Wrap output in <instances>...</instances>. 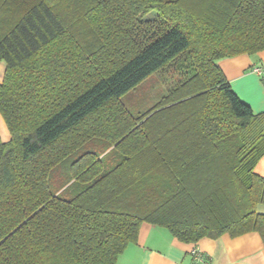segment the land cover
Listing matches in <instances>:
<instances>
[{
	"label": "trees",
	"instance_id": "1",
	"mask_svg": "<svg viewBox=\"0 0 264 264\" xmlns=\"http://www.w3.org/2000/svg\"><path fill=\"white\" fill-rule=\"evenodd\" d=\"M85 1L0 0V264H117L144 224L264 243V112L219 66L264 51V0ZM168 68L149 109L123 102Z\"/></svg>",
	"mask_w": 264,
	"mask_h": 264
},
{
	"label": "crops",
	"instance_id": "2",
	"mask_svg": "<svg viewBox=\"0 0 264 264\" xmlns=\"http://www.w3.org/2000/svg\"><path fill=\"white\" fill-rule=\"evenodd\" d=\"M219 66L240 99L255 113L264 112V51L222 59ZM5 71L6 65L0 61V85ZM2 118L0 136L7 143L11 134ZM256 173L264 177V157L258 163ZM258 211L264 214V206H259ZM196 246L207 255L211 264H264V243L257 233L237 238L226 234L193 244L179 241L167 228L149 224L142 226L138 241L130 244L117 264H193L191 251Z\"/></svg>",
	"mask_w": 264,
	"mask_h": 264
},
{
	"label": "rangeland",
	"instance_id": "3",
	"mask_svg": "<svg viewBox=\"0 0 264 264\" xmlns=\"http://www.w3.org/2000/svg\"><path fill=\"white\" fill-rule=\"evenodd\" d=\"M89 1L90 0L85 1V4H87V2ZM107 1L108 0H91V3L93 2L94 4L96 3L106 4ZM61 6L62 9L64 10L62 14L66 18L69 36L75 37L77 35V37L79 36L82 39H88L90 36L89 35L90 26L89 27L83 26L81 23V16L76 15L78 14L77 11L80 8L79 3L76 1L75 4H68V6H66L65 3H62ZM65 8H68L69 10V12L68 10H66V12L69 13L68 15L65 12ZM155 16L156 13L151 12L147 16L146 15L143 16V19L151 20L155 18ZM172 72H173L172 69L168 68L164 72L148 78L136 90L127 94L123 98V102L134 112H141V111H145L146 109H149L153 105L157 97L162 93L166 92L167 87L169 85L168 80L171 78V75L173 74ZM0 117L2 118L1 115ZM2 121H3V125L6 126L3 118ZM58 175L59 174L55 176L58 177Z\"/></svg>",
	"mask_w": 264,
	"mask_h": 264
},
{
	"label": "built area",
	"instance_id": "4",
	"mask_svg": "<svg viewBox=\"0 0 264 264\" xmlns=\"http://www.w3.org/2000/svg\"><path fill=\"white\" fill-rule=\"evenodd\" d=\"M257 71L261 73L259 69H257ZM191 256L193 264H211L207 255L204 254L197 246L192 249Z\"/></svg>",
	"mask_w": 264,
	"mask_h": 264
}]
</instances>
